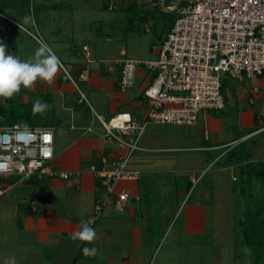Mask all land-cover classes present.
<instances>
[{
    "label": "crops",
    "instance_id": "crops-1",
    "mask_svg": "<svg viewBox=\"0 0 264 264\" xmlns=\"http://www.w3.org/2000/svg\"><path fill=\"white\" fill-rule=\"evenodd\" d=\"M43 2L48 5L49 0ZM0 9L18 13L6 2H0ZM23 15H16L22 21L18 23L0 11V43L6 45L12 40L7 53L32 60L40 46L38 41L45 42L63 58L67 70L63 68L76 88L63 79L61 70L52 83L38 78L17 94V103L27 105L35 115L31 119L28 114L30 124L18 125L51 131V165L68 178L22 180L12 174L0 176V264L11 257L16 264H171L178 257L172 256L178 249H174V244H179L178 234L175 241L170 238L165 258L162 255L159 262L157 249L174 218L180 217L181 236L185 238L212 233V207L207 199L211 184L203 180L205 169L226 171L230 182L227 191L232 194L237 191L232 183L242 179L245 166H264V80L223 78V109L199 112L191 126L146 123L137 149L127 161V167L137 172V179L119 184L129 195L124 209L117 212L106 204L91 226L97 239L91 243L73 240L72 233L79 229L81 220L86 221L94 201L104 196L89 167L99 168L100 157L116 158L124 152L103 138L99 121L125 112L142 123L146 106L141 90L151 76L138 69L133 86L120 92L118 68L108 72L106 66L126 57L112 54L106 58L103 52L87 47V59L81 51L80 61H69L66 53L62 55L55 33L45 34V27L41 29L34 17ZM20 32L31 41V49L29 43L18 39ZM85 69L86 81H78L77 75ZM36 100L47 105L43 113L33 112ZM238 189L241 192L244 186ZM159 197L163 199L156 200ZM83 245L95 247L97 255L80 253Z\"/></svg>",
    "mask_w": 264,
    "mask_h": 264
},
{
    "label": "built area",
    "instance_id": "built-area-1",
    "mask_svg": "<svg viewBox=\"0 0 264 264\" xmlns=\"http://www.w3.org/2000/svg\"><path fill=\"white\" fill-rule=\"evenodd\" d=\"M174 15L169 29L150 46L151 60L119 58L106 66L118 68V90L133 86L135 73H150V82L141 90L146 106L145 119L136 122L122 112L100 120L103 138L121 147L116 158L100 157L101 166L89 169L99 180L103 198L95 200L86 221L92 226L103 207L110 203L121 212L129 199L120 183L135 181L137 172L127 167L137 149L146 123L191 126L201 111L223 109V78L242 81L264 76V0H141ZM110 9V8H108ZM89 57L86 45L81 48ZM63 79L75 88L76 82L62 68ZM87 70L77 75L86 81ZM255 92V89H254ZM80 97L83 98L80 93ZM252 103V100H250ZM53 137L47 128L12 124L0 128V176L12 174L22 180L66 179L51 165ZM138 200L137 197H132ZM87 246H81L79 252Z\"/></svg>",
    "mask_w": 264,
    "mask_h": 264
},
{
    "label": "rangeland",
    "instance_id": "rangeland-1",
    "mask_svg": "<svg viewBox=\"0 0 264 264\" xmlns=\"http://www.w3.org/2000/svg\"><path fill=\"white\" fill-rule=\"evenodd\" d=\"M0 2H6L12 9H17L18 13L15 14L10 9H0L8 18L22 23L16 15L20 14L21 17L24 13L23 16L30 14L41 29L45 27V34L54 32L61 43L59 48L62 49V55L66 53L69 61L73 62L80 61L78 53H81L82 45H86L89 51L96 48L106 58L113 54L133 60L154 59L150 46L167 31L168 19L173 15L159 9L155 3L141 0H49L48 5H43V0ZM8 26L12 28L10 24ZM31 33L35 34V31ZM37 35L42 40L39 32ZM19 36L18 39L29 43L31 49L28 37L21 32ZM9 43L8 49L11 46ZM52 51L58 56L54 49ZM60 60L63 62V58L60 57ZM81 60L86 61L84 57ZM258 78L264 80V76ZM17 94L8 100L0 98L3 112L29 114L33 119L35 115L31 109L17 103ZM3 120L4 117L0 116V128L6 125ZM213 169L216 168H206L202 173L203 180H209L211 184V195L207 198L212 207L211 235L192 237L191 243L189 237L181 236L180 217L177 220L174 218L157 249L160 256L158 262L162 255L165 256L164 250L171 243L170 238L175 241V235L178 234L179 244L177 247L174 244V249H178L172 253V256L178 257L171 264H264V184L257 178L247 179L243 173L240 181L232 183L237 191L229 194L227 187L230 182L226 171ZM198 174L196 172L194 175ZM239 186H244L241 192ZM159 199L161 201L163 197L156 200ZM158 224L156 222L155 226L159 227Z\"/></svg>",
    "mask_w": 264,
    "mask_h": 264
},
{
    "label": "clouds",
    "instance_id": "clouds-1",
    "mask_svg": "<svg viewBox=\"0 0 264 264\" xmlns=\"http://www.w3.org/2000/svg\"><path fill=\"white\" fill-rule=\"evenodd\" d=\"M39 48L32 60H21L19 57L7 53V46L0 43V98L11 99L21 91V87L30 88L39 78L52 83L57 73L63 68L60 58L43 42L38 41ZM47 105L36 100L33 106L34 113H43ZM6 166L0 165V171ZM89 221H80L79 229L72 233L73 240L87 243L97 239V233L90 226ZM86 257H94L98 250L95 247L82 249ZM4 264H16L15 258L5 259Z\"/></svg>",
    "mask_w": 264,
    "mask_h": 264
},
{
    "label": "trees",
    "instance_id": "trees-1",
    "mask_svg": "<svg viewBox=\"0 0 264 264\" xmlns=\"http://www.w3.org/2000/svg\"><path fill=\"white\" fill-rule=\"evenodd\" d=\"M174 16L172 15L169 19H168V24H167V30L169 29L170 24L173 22ZM161 36H159L158 38H160ZM3 108L0 105V116L4 117L3 122L6 123V125L4 126H9L12 124H20V125H26V124H30L28 121L29 116L26 114H14L11 111H6L3 112ZM244 173L247 175V179H250V177H253L254 179H258V181H260V183L264 184V166L263 165H258V166H252V165H248L244 167ZM252 219H250L251 222ZM252 223V222H251ZM253 224V223H252Z\"/></svg>",
    "mask_w": 264,
    "mask_h": 264
}]
</instances>
